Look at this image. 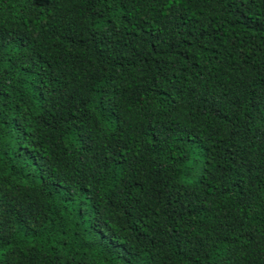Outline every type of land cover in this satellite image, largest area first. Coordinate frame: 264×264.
Returning a JSON list of instances; mask_svg holds the SVG:
<instances>
[{
  "label": "trees",
  "instance_id": "trees-1",
  "mask_svg": "<svg viewBox=\"0 0 264 264\" xmlns=\"http://www.w3.org/2000/svg\"><path fill=\"white\" fill-rule=\"evenodd\" d=\"M0 264H264V0H0Z\"/></svg>",
  "mask_w": 264,
  "mask_h": 264
}]
</instances>
